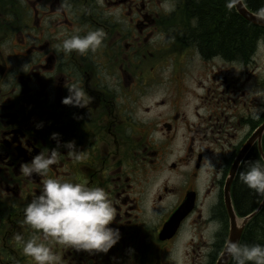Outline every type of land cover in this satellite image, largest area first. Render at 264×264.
I'll use <instances>...</instances> for the list:
<instances>
[{"label": "flooded vegetation", "instance_id": "flooded-vegetation-1", "mask_svg": "<svg viewBox=\"0 0 264 264\" xmlns=\"http://www.w3.org/2000/svg\"><path fill=\"white\" fill-rule=\"evenodd\" d=\"M198 1L65 0L61 7L62 0H0V264H34L16 234L24 241L37 236L57 264H173L172 252L188 228L195 232L189 264L207 257L217 262L230 233L226 182L257 122L247 81L214 70L218 60L247 69L252 59L204 55L195 36L197 15L186 11ZM96 29L106 39L95 53L56 51L65 38ZM193 61L205 70L213 65L210 78L222 92L208 99L206 90L190 106L167 84L179 89ZM158 86L162 97L150 98ZM68 88L80 90L83 107L63 103ZM53 133L62 143L75 141L81 159L61 148L47 177L24 176L22 162L56 147ZM47 178L102 187L117 211L111 226L121 232L119 243L91 255L23 224L24 208ZM188 198L193 207L177 233L161 239ZM210 226L217 228L212 243L204 234Z\"/></svg>", "mask_w": 264, "mask_h": 264}, {"label": "clouds", "instance_id": "clouds-1", "mask_svg": "<svg viewBox=\"0 0 264 264\" xmlns=\"http://www.w3.org/2000/svg\"><path fill=\"white\" fill-rule=\"evenodd\" d=\"M62 0L61 7H65ZM225 6L231 10L234 0H226ZM264 17V9L259 10ZM106 34L103 30L89 31L86 35L74 34L56 45V51L69 56L73 52L78 55L95 53L103 46ZM70 95L63 103L82 106L81 92L68 88ZM254 113L253 118H259ZM38 129L43 124H37ZM57 142L49 152H38L27 162L20 164V171L26 177H47L49 169L57 163L60 149L66 150L70 159L79 160L83 151L77 148L75 141L61 142L59 133L50 137ZM242 184L257 195L264 196V163L247 162L239 174ZM23 224L28 225L44 239L54 240L57 244L73 248L78 252L91 255L107 254L121 240L119 228L112 227L117 218L116 208L108 193L99 186H89L86 182H73L61 179H44L39 190L30 203L24 208ZM17 242L23 241L22 251L30 257L34 264H57V257L50 248L37 236L27 241L20 234L15 235ZM225 255L232 264H264V244H241L229 242L225 247Z\"/></svg>", "mask_w": 264, "mask_h": 264}, {"label": "trees", "instance_id": "trees-1", "mask_svg": "<svg viewBox=\"0 0 264 264\" xmlns=\"http://www.w3.org/2000/svg\"><path fill=\"white\" fill-rule=\"evenodd\" d=\"M244 2L246 7L257 15L260 9H264V0H244ZM225 3L226 0H201L193 2L187 8V12L197 15L198 18L199 28L195 33V36H198L197 42L207 57L220 56L227 61L248 63L255 55L259 42L264 41V28L250 24L236 12L234 6L229 10ZM259 124L257 122L255 128ZM252 161L264 163L257 145L244 159L240 172L245 169L247 162ZM236 185L235 209L238 216L244 218L259 208L264 196L257 195L242 184L239 175ZM255 243L264 244V207L249 222L241 241V244Z\"/></svg>", "mask_w": 264, "mask_h": 264}, {"label": "rangeland", "instance_id": "rangeland-1", "mask_svg": "<svg viewBox=\"0 0 264 264\" xmlns=\"http://www.w3.org/2000/svg\"><path fill=\"white\" fill-rule=\"evenodd\" d=\"M166 5H170V2H166ZM194 59H190L189 61H192ZM199 62V61H198ZM197 61H193L192 64H190V67L187 69V76L186 79H183L180 83V88L176 87L175 85L169 83L167 84L168 87H170L169 93H175L179 91V93H183L186 97V99L190 101H186V103L190 104V106H195V100L194 98L196 96L203 95L206 90L207 92H210L209 95H207L208 99L212 98V95H217V97H220V94L222 90L219 88V84L212 83L211 80V68L213 65L211 64L209 66V69H204L201 64H199ZM217 66L214 65V70L216 72L221 71L222 76H226L228 74L229 76H232L233 78L240 77V75L247 81L245 83L248 84L246 87V90L248 92V97L250 100H253L254 105L253 107V113H259V118H256V122L260 123V118L264 114V41L259 42L257 46V50L255 55L252 57V64L250 68L242 69V66L239 65H233L228 64L226 62H223L221 60L216 61ZM251 78V81L248 80ZM252 82V83H251ZM218 83V82H217ZM206 86V87H204ZM162 86L155 87L150 91V98L160 96L165 92V90L161 89ZM204 87V88H203ZM162 97V96H160ZM230 96L226 95L225 98H229ZM150 98L146 97L147 101L146 103L150 102ZM238 105H234V109ZM241 112V110H239ZM259 126V125H258ZM249 132V129H240L239 130V137L245 138L246 134ZM247 227V226H246ZM246 229V228H245ZM217 228L214 226H210L208 230L204 232L205 234V240H207L209 243H212L214 240L212 238L213 234ZM245 232V231H244ZM195 232L192 230V228L186 229V231L182 234L181 238L177 241L176 246L172 252L171 259L173 261V264H189V257H187V252L190 250V246L188 247V244L190 243V240L195 237ZM242 241V240H241ZM210 252V251H209ZM203 264H216L214 261L210 260V258L207 257L205 261H203Z\"/></svg>", "mask_w": 264, "mask_h": 264}, {"label": "water", "instance_id": "water-1", "mask_svg": "<svg viewBox=\"0 0 264 264\" xmlns=\"http://www.w3.org/2000/svg\"><path fill=\"white\" fill-rule=\"evenodd\" d=\"M234 7L236 12L247 22L258 27L264 28V17L251 12L245 5L244 0H234ZM263 138H264V122L255 130L251 137L247 140L244 147L241 149L239 155L237 156L234 165L230 171V175L227 179L225 186V206L228 212L230 221V233L227 244L229 242H239L241 243L244 231L249 222L263 209L264 199L259 208L252 214L241 218L238 216L235 206L233 204L231 188L233 182L235 181L239 169L247 157L251 149L257 144L260 154L264 160L263 151ZM192 200L188 198L184 204L174 213V215L165 224L164 229L161 233V239H170L177 233L181 222L192 210ZM226 244V245H227ZM226 247V246H225ZM231 261L225 255V248L217 260L216 264H230Z\"/></svg>", "mask_w": 264, "mask_h": 264}]
</instances>
